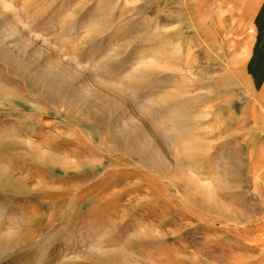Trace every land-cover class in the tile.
Returning a JSON list of instances; mask_svg holds the SVG:
<instances>
[{
	"label": "rangeland",
	"instance_id": "obj_1",
	"mask_svg": "<svg viewBox=\"0 0 264 264\" xmlns=\"http://www.w3.org/2000/svg\"><path fill=\"white\" fill-rule=\"evenodd\" d=\"M257 1L0 0V264H264Z\"/></svg>",
	"mask_w": 264,
	"mask_h": 264
},
{
	"label": "crops",
	"instance_id": "obj_2",
	"mask_svg": "<svg viewBox=\"0 0 264 264\" xmlns=\"http://www.w3.org/2000/svg\"><path fill=\"white\" fill-rule=\"evenodd\" d=\"M252 7L250 43L244 68L257 95L264 99V0H258Z\"/></svg>",
	"mask_w": 264,
	"mask_h": 264
},
{
	"label": "bare ground",
	"instance_id": "obj_3",
	"mask_svg": "<svg viewBox=\"0 0 264 264\" xmlns=\"http://www.w3.org/2000/svg\"><path fill=\"white\" fill-rule=\"evenodd\" d=\"M6 242H7L6 239L0 238V251L5 248V245L7 244Z\"/></svg>",
	"mask_w": 264,
	"mask_h": 264
}]
</instances>
